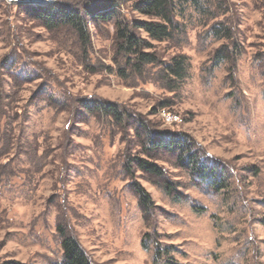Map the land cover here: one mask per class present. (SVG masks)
Instances as JSON below:
<instances>
[{
  "label": "rangeland",
  "instance_id": "rangeland-1",
  "mask_svg": "<svg viewBox=\"0 0 264 264\" xmlns=\"http://www.w3.org/2000/svg\"><path fill=\"white\" fill-rule=\"evenodd\" d=\"M91 1L107 0H0V264H59L58 224L93 264H264V0H226V15L187 6L170 41L138 33L160 61L187 58L174 91L157 83L153 67L119 76L116 22L146 19L126 0H109L114 14L92 21L84 11ZM54 4L85 18L86 46L71 27H45L31 11ZM219 21L242 53L215 65L227 45L209 35ZM86 102L186 136L222 172L223 188L212 191L168 159L157 164L180 201L137 170L128 177V159H146L141 141L88 114ZM163 109L182 123L166 125ZM133 183L152 199L148 223Z\"/></svg>",
  "mask_w": 264,
  "mask_h": 264
},
{
  "label": "trees",
  "instance_id": "trees-1",
  "mask_svg": "<svg viewBox=\"0 0 264 264\" xmlns=\"http://www.w3.org/2000/svg\"><path fill=\"white\" fill-rule=\"evenodd\" d=\"M131 3L132 11L146 20H134L131 22H116V53L114 64L119 76L126 79L128 71L131 75L142 76L146 67L156 68L157 83L164 85L169 91L177 89V83H182L187 78L188 64L184 56H176L170 62L160 61L157 54L152 51V46L146 39L139 36L144 33L153 42H165L174 38L180 28L177 21L180 11L187 6L195 12L205 15L213 14V10L222 15L229 13L226 0H126ZM91 5L84 6L86 15L92 21L106 20L116 10L114 1H105L99 4L93 1ZM36 19L45 27L72 28L75 30L83 44H88V30L85 18L79 13H73L67 9H61L59 5L32 8ZM214 17V16H212ZM215 19V18H214ZM210 37L216 41H225L227 45L221 46L215 54V65L227 61H233L239 57L241 45L232 28L224 21L213 24L209 31ZM83 109L91 116L105 115L112 118L121 126L129 127L141 141L144 158H129L124 166L128 177H133V169L147 177L154 186L162 188L166 195L180 201L181 194L175 184L168 178L164 169L157 163L168 159L174 165L189 172L193 179L206 182L212 191L222 189V172L215 165H209L201 158L199 152L181 134L170 131H155L138 117L127 114L117 105L106 102H86ZM222 184V185H221ZM131 192L138 198L139 207L143 218L147 223L150 220L151 211L154 208L152 199L146 190L137 183L131 185ZM57 233L61 241L62 259L59 264H93L84 250L80 247L75 237L62 224L57 225ZM158 252V256L162 255ZM162 257V256H161ZM158 260V259H157ZM16 264V263H13Z\"/></svg>",
  "mask_w": 264,
  "mask_h": 264
},
{
  "label": "built area",
  "instance_id": "built-area-1",
  "mask_svg": "<svg viewBox=\"0 0 264 264\" xmlns=\"http://www.w3.org/2000/svg\"><path fill=\"white\" fill-rule=\"evenodd\" d=\"M160 116L163 122L169 126L179 125L180 123H182V119L178 115H175L165 109L160 111Z\"/></svg>",
  "mask_w": 264,
  "mask_h": 264
},
{
  "label": "water",
  "instance_id": "water-1",
  "mask_svg": "<svg viewBox=\"0 0 264 264\" xmlns=\"http://www.w3.org/2000/svg\"><path fill=\"white\" fill-rule=\"evenodd\" d=\"M45 2H47V1H45Z\"/></svg>",
  "mask_w": 264,
  "mask_h": 264
}]
</instances>
